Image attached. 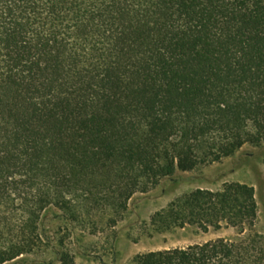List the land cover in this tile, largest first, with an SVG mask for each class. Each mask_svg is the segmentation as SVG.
<instances>
[{
	"label": "trees",
	"instance_id": "obj_1",
	"mask_svg": "<svg viewBox=\"0 0 264 264\" xmlns=\"http://www.w3.org/2000/svg\"><path fill=\"white\" fill-rule=\"evenodd\" d=\"M262 143L264 0H0V264L50 248L49 213L115 227L137 194ZM257 217L249 185L196 190L153 222L239 238L130 264H264Z\"/></svg>",
	"mask_w": 264,
	"mask_h": 264
},
{
	"label": "rangeland",
	"instance_id": "obj_2",
	"mask_svg": "<svg viewBox=\"0 0 264 264\" xmlns=\"http://www.w3.org/2000/svg\"><path fill=\"white\" fill-rule=\"evenodd\" d=\"M246 184L255 189L258 217L255 232L264 236V143L246 145L233 157L204 166L192 172H178L165 179L147 194H137L127 212L115 227L101 223L97 230L69 224L59 212L49 213L42 229L51 240L50 248L27 260L10 264H58L54 249L63 242L72 253L75 264H130L138 256L150 252L184 248L220 239L237 240L233 228L201 230L166 229L153 222L154 217L172 203L196 190L219 191L225 184Z\"/></svg>",
	"mask_w": 264,
	"mask_h": 264
}]
</instances>
